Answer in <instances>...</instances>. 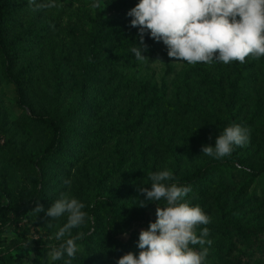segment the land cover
I'll list each match as a JSON object with an SVG mask.
<instances>
[{
	"label": "rangeland",
	"instance_id": "rangeland-1",
	"mask_svg": "<svg viewBox=\"0 0 264 264\" xmlns=\"http://www.w3.org/2000/svg\"><path fill=\"white\" fill-rule=\"evenodd\" d=\"M16 1L12 28L3 33L0 22V123L4 128L0 137V187L11 189L21 200V206L10 212L6 222H0V249L26 251L30 240L49 253L64 242L68 237L57 240L55 233L67 222V216L51 220L45 215L51 203L64 194L82 202L85 205L83 211L93 218L86 217L84 224L72 230L73 236L79 232L84 234L76 243L78 250L87 253L92 264H117L128 252L138 255L139 233L148 228L150 221L156 220L157 208L155 202L147 201L140 206L145 196L138 189L151 186L149 173L172 172L175 167L179 177L215 159L203 154L202 146H214L223 130L218 119L222 111L219 91L207 88L205 82L189 70L192 64L175 61L167 52L155 60L148 58L137 64L114 63L106 73L113 72L133 82L149 81L158 88L164 83L168 89L167 102L159 108L157 115L138 123L139 127L133 133L120 137L117 149L116 138L109 129L117 125V121H124L126 114H136V110L130 111L129 103L136 90H123L120 98L106 102L104 97L110 84L96 77L99 72L89 74L87 69L99 63L92 42L98 31L93 19L100 14L107 21L115 20L119 3L100 0L102 7L93 8L91 5L95 0H55L54 8L34 10L28 0ZM132 1L126 8V15L139 2ZM35 2L41 3L40 0ZM17 33L25 34V40L17 61L13 62L11 42ZM102 46L105 54L120 51L115 44ZM245 61L240 120L241 126L250 130V139L245 146H236V149L247 159L244 163L247 167L243 165L237 167L243 171L225 174L226 195L232 194L230 192L238 194L241 185L250 182V166L254 170L264 167V56H250ZM207 65L214 71L219 66L230 74L229 64L214 60ZM59 67L63 71L62 89L56 84ZM22 72H25L23 78L19 76ZM19 80L24 83L22 86L18 84ZM83 91L85 96H82ZM74 105L79 106L78 110L74 111ZM66 112L67 150L77 152L78 146L92 142L95 128L103 130L106 136H103L104 142L97 144L96 151L77 154L78 161L69 165L51 164L49 169L56 170L57 175L50 179L53 170L39 161L49 143L50 132L36 116ZM42 179L47 181L45 185ZM214 185L216 187L217 183ZM39 191L37 201L35 197ZM247 193L251 199L247 216L254 218L258 213L264 214V174L250 183ZM101 197L118 199L120 205H125L124 209L133 210L139 204L140 208L136 209L145 215L144 218L131 217V230L117 234L120 241L128 244L121 253L115 252L111 238L115 231L106 224L107 215L98 204ZM185 200L192 206L199 205L210 221L217 220L213 190L201 199L188 195ZM1 201L5 207L9 204L4 195ZM158 203L163 206L164 202ZM37 204L43 205L45 211L33 212ZM95 221H98V227ZM200 231L197 228V235ZM86 237L93 242H87ZM207 239L212 244L204 246L208 248L205 264H225L227 257L232 258L226 254V248L220 258L215 239ZM242 246L246 248L248 264H264V235L257 244ZM191 247L201 250L199 245ZM49 262L56 264L58 261L49 258Z\"/></svg>",
	"mask_w": 264,
	"mask_h": 264
},
{
	"label": "trees",
	"instance_id": "trees-1",
	"mask_svg": "<svg viewBox=\"0 0 264 264\" xmlns=\"http://www.w3.org/2000/svg\"><path fill=\"white\" fill-rule=\"evenodd\" d=\"M40 1L41 3L46 2V0ZM108 1L119 3L117 17L113 21H107L99 14L93 19L98 31L93 36L92 42L95 48L94 51L96 52L95 58H99V63L97 65H91L87 71L89 74L99 72L96 77L110 84L108 93L104 97L106 102L116 97L120 98V93H123V90H136V93L131 95L129 101L130 111L134 109L136 110L134 111L136 114L132 116L126 114L124 121H117V125L114 124L109 129L110 132L114 133L117 148L120 144V137L128 135L129 132L133 133L134 129L139 127L138 123H143L157 115L159 108L167 102L168 89L164 83L161 88H158L156 84H152L149 81L133 82L131 79H125L122 75L113 72L106 73V69L116 62L121 61L137 64L138 60L130 49L132 47H139V29L131 27V18L126 15V8L134 1ZM16 3V0H0V22L3 33H7L12 28V16L17 8ZM24 35L17 33L12 39L10 52L13 62H16L18 59L19 49L25 40ZM107 43L117 45L120 51L105 54L102 45ZM144 44L147 45V51L142 54L151 60H155L167 52V48L162 41H155L147 33L144 35ZM229 68L230 74L226 72V69L219 66L214 71L205 63L194 64L189 69L200 81L205 82L204 84L207 88H214L219 91L222 111L219 112L218 119L222 125V129L231 124L241 125V82L243 80L244 70L246 69V61L243 64L238 61H233L229 64ZM24 74L25 72H22L19 76L23 78ZM18 84L22 86L24 83L19 80ZM56 84L57 87L62 89L64 82L63 71L60 67L56 72ZM85 95L86 92L83 91L82 96ZM73 108L76 111L79 106L74 105ZM68 112L62 115L54 113L36 116L37 121L43 123L50 132L49 143L43 149L39 158V161L47 169H49L51 164L58 166L72 164L74 161H78L77 154H80V152H94L97 150V144L105 140L103 138L104 135L106 136L104 131L95 128L93 138L91 139L93 140L92 142L78 146L79 151L77 152L74 149L67 150L68 143L65 137V121L68 118ZM3 133L4 128L0 123V137ZM174 155L177 157L176 154ZM13 157H15L14 154ZM245 162H247V159L241 156L236 147H234L230 156L222 159H214L206 166L198 168L192 173H186L178 177L176 168L174 167L172 170L175 177V180L172 182L177 183L178 186H191L192 191L188 195L201 199L212 192V190L214 191L217 220L210 221L207 225L198 226V228L202 230L203 227H207L210 230L208 237L215 239L217 254L220 258L223 256L222 250L226 248V254L232 258L229 259L227 255H224L227 257L225 264H248V261L245 260L247 251L242 245L257 244L264 235V214L258 213L254 218L253 215L248 217L247 214L249 211L246 210L251 206V199L247 193L249 185L256 177L264 174V167L259 170H254L253 166H250L252 176L250 182L241 185V191L238 194L234 195V192H230L232 194L226 195V187L224 186L225 174L234 172L237 170V167H244ZM49 170H53L50 175V179H52L57 173L52 168ZM237 171L241 172L243 170L240 169ZM244 172L248 176L250 175L245 170ZM46 183L47 181L42 179V184L45 185ZM215 183H217L216 187H214ZM2 190L0 187V222H6L10 212L21 206V200L14 195L11 189L6 188L3 192ZM3 195L9 200V204L6 207L2 205L1 196ZM35 198L37 201L40 199V191L36 194ZM117 200L101 197L98 199V204L101 208H104L103 210L107 215L106 224L108 228L115 231L111 234L115 252L121 253L128 244L120 241L117 238V234L131 230L133 225V221H130L131 217L137 219L144 218L145 215L142 211L136 209V207H139V204L133 210L131 208L124 209L125 205H120ZM94 224L98 227L99 223L95 221ZM85 240L87 242H93L90 237H86ZM87 246L88 244L86 243ZM26 249V251H22L19 248L13 251L0 249V264H51L47 249H41L40 245L36 247L35 243L30 240L28 241ZM65 259H67L66 256L56 264H64ZM72 264H92V262L87 253L78 250L75 258L72 259Z\"/></svg>",
	"mask_w": 264,
	"mask_h": 264
},
{
	"label": "clouds",
	"instance_id": "clouds-1",
	"mask_svg": "<svg viewBox=\"0 0 264 264\" xmlns=\"http://www.w3.org/2000/svg\"><path fill=\"white\" fill-rule=\"evenodd\" d=\"M28 4L34 5V10L56 7L55 0L39 4L28 0ZM91 7L101 8L100 0H95ZM127 15L132 17L131 27L139 29V47L130 51L140 62L148 59L142 54L147 51L145 33L157 42L162 41L170 58L192 65L211 64L214 60L226 65L233 61L243 64L250 56H264V0H139ZM249 139L248 128L231 124L222 130L214 146L203 145L202 153L222 159L230 156L234 147L245 146ZM149 178L151 186L138 189L145 196L140 206L146 201L155 202L156 220L140 231L138 255L128 252L117 264H205L208 248L204 246L212 244L207 239L210 230L203 227L197 235V228L209 224L210 218L199 205L186 202L191 186L172 182L175 177L170 170L149 173ZM161 201L163 206L158 203ZM84 208L78 199L61 194L46 210L45 215L51 220L67 216L55 238H68L50 250V261L66 256L64 264H72L78 251L76 241L84 235L79 232L73 236L72 230L84 224L86 217L93 219ZM42 211L45 209L40 204L33 209L37 214ZM190 245H199L201 250Z\"/></svg>",
	"mask_w": 264,
	"mask_h": 264
}]
</instances>
